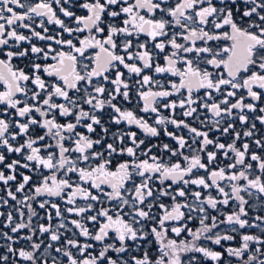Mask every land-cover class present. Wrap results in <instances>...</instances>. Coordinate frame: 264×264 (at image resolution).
<instances>
[{"label": "snow or ice", "instance_id": "6c2138e0", "mask_svg": "<svg viewBox=\"0 0 264 264\" xmlns=\"http://www.w3.org/2000/svg\"><path fill=\"white\" fill-rule=\"evenodd\" d=\"M0 57V264H264V0H0Z\"/></svg>", "mask_w": 264, "mask_h": 264}, {"label": "trees", "instance_id": "16d2710c", "mask_svg": "<svg viewBox=\"0 0 264 264\" xmlns=\"http://www.w3.org/2000/svg\"><path fill=\"white\" fill-rule=\"evenodd\" d=\"M71 10L72 11H75L77 13V15L83 14V10H81V9H79L77 7H73ZM18 11H21V10H18ZM59 15L61 16V19H64L66 22H68V18L63 17L62 14H59ZM48 27H49V33H48L49 35L54 34L55 31H59V29H57L55 25H49ZM20 31L23 32L25 35H30V33L26 29H20ZM37 31H40V29H37ZM79 35L80 36H84V33H81ZM64 38H67V34H64ZM146 39H147V37H145V36H141L140 37V40L141 41H144ZM74 42H76V41H74ZM33 43L37 44V46H45L46 44L51 43V42L50 41H39V40L33 39ZM53 46L56 47L55 45H53ZM22 47H29V45L24 44V45H22ZM166 51H167V49H166ZM92 53H94V51ZM162 57H163V54H160V56L157 58L158 59V62L161 63V64L164 63ZM0 58H3V57H0ZM37 62L43 63L42 61H37ZM27 63H29L28 60H23V61H21V60H14L13 61V64L15 66H18V67H25V64H27ZM48 63H51V61H49ZM25 70L28 71L27 68ZM121 70L122 71H125V75L127 76L126 70H123L122 68H121ZM112 75H113V78H114V73ZM44 78L46 80H54V78H50V77H46V76ZM135 79H137V78L133 76L132 79L129 81V83L131 84L133 81H135ZM157 79H160L162 82H164L166 87L169 86V81H174L176 83H179V80L177 79V77L175 78V77H170V76H167V75L159 76V77H157ZM29 86L32 87L31 85H29ZM107 87L110 88V87H112V85L109 84V85H107ZM3 90H4V86L2 84H0V91H3ZM130 98L132 99V103L131 104H129L126 101H123V98L122 97H118L117 99H118V101H120V106L122 108H127L129 110L134 111L137 116H143L145 118H147L148 116H153V119H154V114H151V115L150 114H145V113H143V112L140 111V107L142 106V103L143 102L141 101V102L137 103V101H138L139 98L135 95V88H133L132 92L130 93ZM168 99L169 100H177L178 97L175 98L174 96H172V97H169ZM114 103H116V101H114ZM261 106H264V105H261ZM4 107H5L4 105H0V109H3ZM85 108L87 109V106L86 105H85ZM181 111L182 110L179 109V108L176 109V113H177L176 118L177 119H186L182 115H180V112ZM161 112L165 116L170 115V113L167 110H164L163 108H161ZM101 115H102V122H104L105 127H108L109 128V135L106 138V141H105L106 143L111 142V134L112 133L118 132V131H121L122 130V131H135V132H137L138 139H145V145H143L142 147H146V146L147 147H150L152 145H160V146H162L165 143L171 145L172 147H176L175 141H172L169 137L165 136L163 134V130L162 129H161V135L159 137H145L144 134L138 128L132 127L131 129H129L124 124H121V125L111 124L110 123L111 109H105V112L103 114H101ZM255 115H260V113H258V112L257 113H249V117L250 118L254 117ZM201 119H203V116L201 117ZM61 122H63V118H61ZM152 122L153 121L150 119L149 120V123L151 124ZM187 122L191 126H193V127L201 128L200 123L197 122V121L192 120V118H187ZM255 123L257 124V138L264 137V125H260L258 121H255ZM245 127H247V125L241 126L238 121L236 122V129L238 131H241V133L243 131V128H245ZM168 128H169V131L176 132L178 135H184L186 138L189 135L186 129H179V130H177V129H175L171 125H169ZM79 130L80 131H85L84 129H79ZM38 133L39 134H42L43 133V130H38ZM97 133H100L101 135H103V133L100 132L99 127H97ZM91 135L93 136V138H97V136H96L95 133H93ZM210 135H211L212 138H214L215 136L220 135V134L219 133H211ZM231 139H232L231 136H228V137L221 136V141L220 142L228 143V142H231ZM239 143L240 142H237L238 146H239ZM97 147H100V146H97ZM252 150L257 151V152H260L261 151L259 149H256L255 148V145H252ZM152 151H153V153H155L157 155H160L161 154L160 151H159V149L156 148V147H153ZM163 155H164L165 159H167L168 153H163ZM12 158H16L15 157V154H13ZM119 159H128V158L127 157H121ZM173 159H175V158H173ZM218 160L219 161H222L223 164L228 163V161H224L223 160V157H218ZM253 163L255 164V162H253ZM113 168H114V165H113ZM21 171H25V170L21 169ZM200 175H204V173L201 172ZM18 179H19V177H18ZM2 187L3 186L0 185V188H2ZM0 194H3V193L0 192ZM213 195H216L215 191H213ZM164 202L165 203H169V204L171 203V201L168 198H165L164 199ZM61 206L63 207L62 204H61ZM223 210L225 212H230L232 210L231 205L228 208L223 209ZM0 211H4V209H0ZM37 211L40 212L41 215H44L43 210L37 208ZM156 211H159V210L157 209ZM251 214L252 213H250V215ZM65 215H67V213H65ZM70 218H74V217H70ZM222 218L223 217H221V219ZM0 219H2V218H0ZM41 222H43V221H41ZM53 223L55 224L56 221L54 220ZM193 223L195 224L197 222L193 221ZM169 235L172 236V233L170 232ZM0 243H4V241L0 240ZM232 243H235V242H232ZM210 246L213 247V248H215L216 250L220 251V249L217 246H214V245H210ZM152 248L155 249V245L154 244L152 245ZM0 251H2V249H0ZM208 264H210V262H208Z\"/></svg>", "mask_w": 264, "mask_h": 264}, {"label": "rangeland", "instance_id": "374dc122", "mask_svg": "<svg viewBox=\"0 0 264 264\" xmlns=\"http://www.w3.org/2000/svg\"><path fill=\"white\" fill-rule=\"evenodd\" d=\"M84 35H86V34L84 33ZM220 43H221V45H224V44H227L228 42H226V41H222V42H220ZM89 51H90V52H93V51L95 52L94 49H90ZM178 66H179V65H178ZM165 75H167V74H165ZM167 76H168V75H167ZM170 77H172V76H170ZM175 78H176V77H175ZM177 79L179 80V77H177ZM181 91H182V93H183L184 90H181ZM193 95H194V96L203 95V90H201L199 93L194 92ZM174 97L176 98L177 96H174ZM150 115H151V114H150Z\"/></svg>", "mask_w": 264, "mask_h": 264}, {"label": "flooded vegetation", "instance_id": "af4514ba", "mask_svg": "<svg viewBox=\"0 0 264 264\" xmlns=\"http://www.w3.org/2000/svg\"><path fill=\"white\" fill-rule=\"evenodd\" d=\"M96 51V50H95Z\"/></svg>", "mask_w": 264, "mask_h": 264}]
</instances>
